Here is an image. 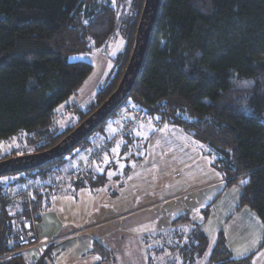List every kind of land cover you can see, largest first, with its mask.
<instances>
[{
  "label": "trees",
  "instance_id": "obj_1",
  "mask_svg": "<svg viewBox=\"0 0 264 264\" xmlns=\"http://www.w3.org/2000/svg\"><path fill=\"white\" fill-rule=\"evenodd\" d=\"M142 3L131 0L124 45L110 74L88 107L77 110L78 122L60 128L55 108L76 93L93 68L68 58L96 51L113 38L112 0H0V142L23 135L32 152L42 151L92 112L121 77ZM127 101L213 149V166L228 177L225 186L246 178L237 207L251 209L264 227V0H160ZM88 144L86 136L76 146ZM13 150L0 159L16 155ZM56 162L21 178L41 184L21 199L9 200L14 183L0 182V264L52 262L55 242L37 256L5 255L21 248L19 237L48 209L56 191ZM202 211L207 216L209 205ZM150 238L155 243L145 252L146 264H158L166 255V264H195L208 245L201 224L189 215L177 216ZM93 250L101 259L111 257L97 240ZM204 264H250V256L232 258L219 232Z\"/></svg>",
  "mask_w": 264,
  "mask_h": 264
},
{
  "label": "rangeland",
  "instance_id": "obj_2",
  "mask_svg": "<svg viewBox=\"0 0 264 264\" xmlns=\"http://www.w3.org/2000/svg\"><path fill=\"white\" fill-rule=\"evenodd\" d=\"M112 4L116 11L113 38L96 51L68 58L69 61L88 62L93 68L76 93L55 108L56 125L60 128L78 122L77 110L88 107L98 86L110 74L113 58L123 48L122 32L131 15V0H112ZM142 116L143 120L130 127L119 113H111L100 130L94 129L87 135L89 144L86 148L73 147L56 160L52 173L56 191L40 221L31 225V233L34 228L43 229L44 237L55 221L64 227L62 230L65 231L55 234L54 238L48 237L55 242L52 264H100L98 261H103V256L93 250V241L98 239L93 233L96 226V229L106 228L103 240L114 247L108 261L142 264L145 252L152 251L150 248L155 243L145 240L156 233L151 225L157 221L154 213L160 202L219 176L213 166L216 157L213 149L158 118ZM139 126L145 127L139 131ZM131 132L129 137L126 136ZM12 149L16 155L32 153L23 135L0 142V158ZM35 169L1 175L0 182H13L12 187L21 186V178ZM221 177L226 185L228 177ZM244 179L239 178L236 183L242 185ZM168 222L169 217L162 218L159 228H168ZM143 224L145 227L141 228ZM125 225L132 226L133 231L130 229L129 234L111 232L116 227L125 229ZM210 245L195 264L203 263ZM42 248L25 254L37 256ZM165 257L158 264H166L168 258ZM261 258L264 259L258 255L256 264H262Z\"/></svg>",
  "mask_w": 264,
  "mask_h": 264
},
{
  "label": "crops",
  "instance_id": "obj_3",
  "mask_svg": "<svg viewBox=\"0 0 264 264\" xmlns=\"http://www.w3.org/2000/svg\"><path fill=\"white\" fill-rule=\"evenodd\" d=\"M144 127L145 126H139V131L144 129ZM86 152L87 151H84L85 154ZM221 176L222 175L219 174V176L213 177L212 180L202 185H196L180 191L178 194H174L160 202V206L154 213V215L157 216V221L155 224L151 225L153 233L167 228H159V222L162 218L169 217L168 223H170L171 220L178 215L186 213L190 215L192 221L201 224L207 235L208 245L211 243L210 247L208 246L209 252L216 241L218 233L222 232L226 247L232 258L237 259L250 256V264H256L258 255L264 257V227L256 213L251 209L246 206L237 207L241 187L246 182V178L242 182V185L239 182H234L231 185L225 186L223 182L224 179H222ZM206 205H209V211L208 215L204 217L202 208ZM210 223H212V225H210ZM144 224L141 228L145 227ZM97 227L98 226L94 228L93 233L96 234L99 243L112 251L111 249L114 247L107 243V240H103L104 236H106V228H102L103 226H101L96 229ZM62 228L64 227H62L60 222L55 221V223L50 225L49 230H46L47 237H44L45 235L42 233L43 229L34 228L33 234H36L40 238H54L53 236L55 234L65 231V229L62 230ZM130 229L133 231L132 226L125 225V229L116 227L113 228L111 232L122 231L129 234ZM66 233L67 232L63 233V235ZM149 239L151 242L152 239L150 236ZM116 249L118 248L116 247ZM261 259L262 264H264V259ZM98 262L100 264H116V261H108V259H103V261L99 259ZM204 262L205 260L202 264H204ZM143 263H145V260Z\"/></svg>",
  "mask_w": 264,
  "mask_h": 264
},
{
  "label": "water",
  "instance_id": "obj_4",
  "mask_svg": "<svg viewBox=\"0 0 264 264\" xmlns=\"http://www.w3.org/2000/svg\"><path fill=\"white\" fill-rule=\"evenodd\" d=\"M160 0H144L135 29L133 46L113 91L56 144L42 151L0 160V176L46 166L70 151L113 113L128 96L141 67Z\"/></svg>",
  "mask_w": 264,
  "mask_h": 264
},
{
  "label": "built area",
  "instance_id": "obj_5",
  "mask_svg": "<svg viewBox=\"0 0 264 264\" xmlns=\"http://www.w3.org/2000/svg\"><path fill=\"white\" fill-rule=\"evenodd\" d=\"M118 113L123 118L126 125L130 127L135 125L136 122H139L144 119V117L142 116V112L130 102H123L119 107ZM40 188L41 184L39 183V181L27 182L23 183L21 186H16L8 189L7 196L9 200H18L25 195L31 194L35 190H39ZM18 241L21 248L16 252L8 253L5 256L29 251L33 253L36 249L40 248L41 246L44 247L46 244L48 245L49 243L54 242V239H41L30 232L29 234L21 235Z\"/></svg>",
  "mask_w": 264,
  "mask_h": 264
}]
</instances>
